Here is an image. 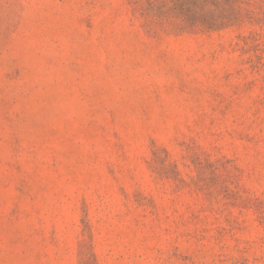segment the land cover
Here are the masks:
<instances>
[{
  "label": "rangeland",
  "instance_id": "obj_1",
  "mask_svg": "<svg viewBox=\"0 0 264 264\" xmlns=\"http://www.w3.org/2000/svg\"><path fill=\"white\" fill-rule=\"evenodd\" d=\"M0 264H264V0H0Z\"/></svg>",
  "mask_w": 264,
  "mask_h": 264
}]
</instances>
